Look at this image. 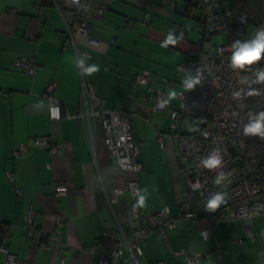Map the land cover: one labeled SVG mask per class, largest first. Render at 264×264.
<instances>
[{"label": "crops", "instance_id": "obj_1", "mask_svg": "<svg viewBox=\"0 0 264 264\" xmlns=\"http://www.w3.org/2000/svg\"><path fill=\"white\" fill-rule=\"evenodd\" d=\"M82 1L87 10H104L101 18L89 21L87 42L80 35L69 38L51 4L0 0V247L15 256V264H98L101 258L105 264H183V254L174 256L181 250L201 254L199 264H264V214L216 222L206 199L192 208L199 218L177 219L167 239L148 234L135 262L110 261L106 253L121 239L120 227L138 237L129 213L132 196L124 187L128 180H136L135 197L146 215L162 208L178 213L186 183L178 174V146L167 116L178 104L176 93L193 80L176 67L190 61L201 36L190 37L189 28L199 23L186 15L185 0H174L173 8L161 0ZM212 1L230 4V21L244 25L243 45L264 34V0ZM65 17L73 20L71 14ZM77 52L88 57L80 59ZM18 58H35L33 75L14 68ZM142 72L150 74L152 88L167 94L160 112L153 111L146 88L134 83ZM84 83L104 100V109H127L132 138L141 146L138 172L120 170L111 161L99 118H77L91 109L89 98L87 105L81 102ZM49 84L62 107L58 121L49 119L41 99ZM171 87L175 93L168 92ZM184 124L177 123L180 132ZM40 137L60 146L59 154L35 145ZM21 145L25 154L15 159ZM61 183L67 194L55 197L54 187ZM120 187L125 188L120 200L109 205L104 193L111 197V190ZM28 216L32 236L25 227ZM204 229L212 230L207 240L200 234ZM6 257L0 250V264Z\"/></svg>", "mask_w": 264, "mask_h": 264}, {"label": "built area", "instance_id": "obj_2", "mask_svg": "<svg viewBox=\"0 0 264 264\" xmlns=\"http://www.w3.org/2000/svg\"><path fill=\"white\" fill-rule=\"evenodd\" d=\"M50 1L62 16L69 38L73 40L75 35H80L87 42L89 21L101 18L104 10H87L82 0ZM161 1L171 8L175 7L174 0ZM186 2H192L194 8L202 6L207 11L205 22L197 26L201 36L197 43L199 46L189 53L190 61L176 68L178 74L191 73L192 82L198 83H194L186 91H178L176 97L179 103L169 111L172 121L170 135L177 142L179 152L178 174L184 178L186 190L176 215H171L168 208L146 215L140 210L135 197L136 180H128L124 187L132 196L129 213L138 224V237L131 233L127 236L119 228L121 239L106 253L113 263L135 262L136 256L141 254L140 244L143 239L152 233L167 239L170 232L176 231L177 219L195 222L199 214L192 208L203 199L212 201L217 196L222 197L223 202L213 212L216 222L245 220L264 214V82L258 80L264 74V57L242 68L231 67L232 55L243 44L234 33L235 24L230 21V4L223 5L212 0ZM64 8L74 10L76 18L68 22ZM214 35H223L225 40L215 46L211 41ZM182 38L185 40V33ZM77 55L80 59L88 57L81 52H77ZM35 64V58H18L14 67L25 74L33 75ZM81 76H85L83 70ZM134 83L148 88L145 95L146 98L154 100L153 111L160 112L167 106V94L161 89L152 88L148 72L136 75ZM83 85L81 102L87 105L89 98L91 109H86L85 114H80L77 118L83 117L88 122L91 117L99 118L104 145L111 161L120 170L138 172L141 168L138 159L141 146L132 138L127 109L118 112L104 109V100L98 98L87 83ZM52 93L53 85L49 84L41 99L48 106L49 118L60 120L61 105L54 100ZM186 119H189L193 130L183 133L177 128V123L181 124ZM257 122L261 124L260 130L256 133L248 131ZM34 143L48 148L52 155L60 152V146L53 144L48 137L35 138ZM25 150L26 146L21 145L13 152V157L21 158ZM211 160H218L219 163L210 165ZM6 175L12 181L13 174L8 172ZM124 187L111 190V197L104 193L109 205L120 200L125 191ZM67 191L65 184H57L53 195L64 196ZM31 223L32 217L28 216L25 222L28 236L35 232ZM134 229L129 227L130 231ZM200 234L203 240H207L212 230L204 229ZM55 241L59 243L57 237ZM0 250L7 254L3 264H15V256L9 255L6 248L0 247ZM180 254L184 255L183 264H199L203 258L199 253L185 250L175 252L174 256ZM105 263L103 258L99 259L98 264Z\"/></svg>", "mask_w": 264, "mask_h": 264}, {"label": "clouds", "instance_id": "obj_3", "mask_svg": "<svg viewBox=\"0 0 264 264\" xmlns=\"http://www.w3.org/2000/svg\"><path fill=\"white\" fill-rule=\"evenodd\" d=\"M262 57H264V34L260 35L259 38L251 41V43H245L238 50H236L231 57V67H233L234 69L242 68L245 65H251L260 61ZM258 80L264 82V74H261V78H259ZM194 83H198V81H193L192 83H189L188 87L189 88L193 87ZM61 111H62V107H61ZM54 121H58V120H54ZM260 128H261V124L257 122L253 127L248 129V131L252 133H256L260 130ZM209 163L210 165L214 166L218 164L219 161L211 160L209 161ZM221 202H223L222 197L217 196L212 201H210L209 207L215 209L216 207L219 206Z\"/></svg>", "mask_w": 264, "mask_h": 264}, {"label": "trees", "instance_id": "obj_4", "mask_svg": "<svg viewBox=\"0 0 264 264\" xmlns=\"http://www.w3.org/2000/svg\"><path fill=\"white\" fill-rule=\"evenodd\" d=\"M40 1H41L40 3H42V4H51V5H53L50 0H40ZM64 10H65V8H64ZM193 11H195V15L192 14ZM65 13L71 14L72 19L76 18V12L74 10H72V9L65 10ZM186 15L189 16V17L194 18L199 24H201V23L205 22V18L207 16V11L202 6H198L197 8H194L192 2H187V4H186ZM234 28H235L234 29L235 35H237V37L239 39H241V36L244 33V25L238 26L237 24H235ZM188 74H191V73H188ZM41 147H43V146H41ZM43 148H45V147H43ZM45 149H47V148H45ZM1 231L2 230H0V240H1L2 236H3Z\"/></svg>", "mask_w": 264, "mask_h": 264}, {"label": "rangeland", "instance_id": "obj_5", "mask_svg": "<svg viewBox=\"0 0 264 264\" xmlns=\"http://www.w3.org/2000/svg\"><path fill=\"white\" fill-rule=\"evenodd\" d=\"M189 32H190V37L194 38L195 40L200 38L199 34L197 35L198 32H197V27L196 26H194V28L193 27L189 28ZM224 40H225V37L223 35H214L211 38V41H212V43L215 46L218 45L221 41L223 42ZM246 42H247V40H246ZM183 80L184 81H189V79H187V78H183ZM143 87L146 88V93H148V88L146 86H143ZM175 91H176V89L173 88V87L169 88V90H168V92H170V93H175ZM177 101L179 103L178 99H177ZM169 104H170V106L172 104V107H173L174 106L173 104H175V98L171 97L169 99ZM167 117H169V116H167ZM192 130H193V128L191 126V123L189 122V119H186L185 120V124H184V126L182 128L183 133H188V132H191Z\"/></svg>", "mask_w": 264, "mask_h": 264}]
</instances>
